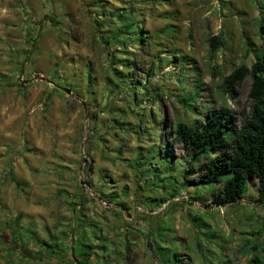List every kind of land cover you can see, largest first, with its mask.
I'll return each mask as SVG.
<instances>
[{
  "label": "rangeland",
  "instance_id": "rangeland-1",
  "mask_svg": "<svg viewBox=\"0 0 264 264\" xmlns=\"http://www.w3.org/2000/svg\"><path fill=\"white\" fill-rule=\"evenodd\" d=\"M263 20L264 0H0V264H79L84 243L95 264H250L264 202L183 186L174 130L224 105Z\"/></svg>",
  "mask_w": 264,
  "mask_h": 264
},
{
  "label": "trees",
  "instance_id": "trees-1",
  "mask_svg": "<svg viewBox=\"0 0 264 264\" xmlns=\"http://www.w3.org/2000/svg\"><path fill=\"white\" fill-rule=\"evenodd\" d=\"M259 34L264 38V20L259 25ZM208 44L213 56L223 42L217 35L209 37ZM247 50L254 58L251 66L241 64L221 80L219 89L224 105L209 110L204 121L190 125L177 122L174 130V141L181 144L189 167L198 171L194 182L183 178V186H219L213 195L216 207L243 200L250 186L258 195L257 201L264 202V44L256 49L248 44ZM248 76L250 108L239 115L227 106V101L239 96L238 88ZM204 156L209 158L198 163ZM10 177L14 179L13 173ZM42 244L49 247L45 241ZM81 246L78 263L92 264L90 246L85 243ZM251 247L250 264H264V239Z\"/></svg>",
  "mask_w": 264,
  "mask_h": 264
},
{
  "label": "water",
  "instance_id": "water-1",
  "mask_svg": "<svg viewBox=\"0 0 264 264\" xmlns=\"http://www.w3.org/2000/svg\"><path fill=\"white\" fill-rule=\"evenodd\" d=\"M42 80H46V78L42 77L41 78ZM63 91L66 93V94H70V90L66 89V88H63Z\"/></svg>",
  "mask_w": 264,
  "mask_h": 264
},
{
  "label": "crops",
  "instance_id": "crops-1",
  "mask_svg": "<svg viewBox=\"0 0 264 264\" xmlns=\"http://www.w3.org/2000/svg\"><path fill=\"white\" fill-rule=\"evenodd\" d=\"M72 249H73V247H72ZM77 250V249H76ZM75 251V250H74ZM77 253H79L78 251H77ZM78 258V257H77ZM57 261H59V259L57 260ZM80 261V258H78V262ZM90 262L92 263V264H95V262L93 261L92 262V260H90ZM72 262H69V263H67V264H71Z\"/></svg>",
  "mask_w": 264,
  "mask_h": 264
}]
</instances>
